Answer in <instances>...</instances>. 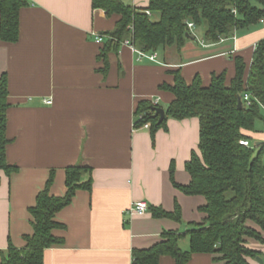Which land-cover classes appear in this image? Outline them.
<instances>
[{
    "label": "crops",
    "instance_id": "0c3cea01",
    "mask_svg": "<svg viewBox=\"0 0 264 264\" xmlns=\"http://www.w3.org/2000/svg\"><path fill=\"white\" fill-rule=\"evenodd\" d=\"M26 1L17 42L0 40V77L6 76L9 104L6 161L18 169L9 177L0 171V263L9 243L21 249L24 238L32 235L29 210L51 172L49 193L61 198L67 191L66 168L83 165L92 170V189L76 191L55 215L63 228L53 235L62 244L44 252L43 264H131L133 250L152 247L164 231L185 233L188 224L205 218L199 211L204 199L179 192L169 174L173 165L175 183H189L185 163L198 152V120L169 119L167 130H159L152 144L148 129L133 127L137 103L157 102L166 109L173 96L159 86L173 83L169 71L179 69L187 84L199 77L203 86L223 72L229 83L236 56L248 71L256 45L264 41V21L235 31L234 40L189 41L179 54L168 52L165 62L159 53L156 63L137 62L124 44L109 51L104 62L99 58L118 17L93 10L91 0ZM121 1L145 8L149 0ZM96 36L102 43H96ZM255 128L248 136L264 142L262 123ZM88 179L83 175L81 183ZM138 201L167 212L177 204L181 221L155 219L148 211L126 215ZM248 225L259 230L254 223ZM261 236L263 241L246 239V247L264 264V232ZM179 247L189 250L188 237ZM159 264L174 260L162 257ZM187 264L217 263L212 255L193 254Z\"/></svg>",
    "mask_w": 264,
    "mask_h": 264
},
{
    "label": "trees",
    "instance_id": "16d2710c",
    "mask_svg": "<svg viewBox=\"0 0 264 264\" xmlns=\"http://www.w3.org/2000/svg\"><path fill=\"white\" fill-rule=\"evenodd\" d=\"M26 0H0V40L16 43L19 36V14L27 6ZM93 10L100 9L107 17H118L114 29L107 34L99 59L105 62L109 51H118L128 41L139 51L159 53L165 62L167 53L179 54L187 42L196 41L187 25L193 23L203 29L201 39L216 44L221 39L234 37L237 30L246 29L264 21V0H149L145 8H133L121 0H91ZM149 13V15L147 14ZM233 59L235 74L226 82V74H213L210 83L203 86L199 77L187 84L180 70L169 71L171 85L162 84L159 90L169 92L173 100L162 109L151 101H140L134 112V129L148 125L152 144L159 130H167L169 119L182 121L196 118L199 122L198 152H192L185 163L189 175L187 185L174 181V167L169 169L172 186L185 196H200L205 203L199 211L205 215L201 223L188 224L185 233L164 231L159 240L148 249L133 250L131 264H159L162 257H170L174 264H187L193 254H209L217 264H250L258 253L246 247V239L263 241L264 232V142L257 147L247 133L256 131L260 121L264 129V41H260L252 55L247 71L243 59ZM104 71H106V64ZM250 95L249 105L242 100ZM8 89L5 75L0 77V171L6 176L17 172V167L6 161L9 140L7 130ZM241 101L242 107L238 108ZM164 111V120L158 124L155 109ZM248 141L249 147L240 145ZM92 170L75 165L65 170L66 194L53 197L49 190L53 182L51 172L44 189L38 193L35 206L29 210L32 217L31 236L24 238L21 249L8 244L0 264H43L44 252L62 240L53 231L63 226L55 215L68 206L76 191L92 189ZM89 175L81 183L83 175ZM155 219L181 221L179 206L173 212L149 207ZM254 223L259 230L248 225ZM188 237L189 250L179 247Z\"/></svg>",
    "mask_w": 264,
    "mask_h": 264
},
{
    "label": "built area",
    "instance_id": "2783aa9c",
    "mask_svg": "<svg viewBox=\"0 0 264 264\" xmlns=\"http://www.w3.org/2000/svg\"><path fill=\"white\" fill-rule=\"evenodd\" d=\"M147 14L149 15L148 12H147ZM187 28H188L189 32L193 36L196 37V35L194 33V31L196 29L195 25L193 23H189L187 25ZM231 39L234 40V37ZM95 41H96V43L100 44V43H102L103 40L101 37L96 36ZM223 41H224V39L220 40V42H223ZM123 44L126 46H129L131 48L132 52L137 56V62H141L142 60H147V61L153 62V63L157 62V54L156 53H149V54L143 53V52L139 51L137 48H135L133 45H131L128 41H125ZM242 100L247 105H249L250 95L248 93L243 94ZM153 103L157 104V102H153ZM45 104L50 105L51 101L50 100L45 101ZM143 128L147 129L148 125H144ZM240 145H242L244 147H249L250 143L248 141H240ZM148 208H149V206H148L146 201L134 202L130 205L128 210H126L125 214L128 215L129 217L141 216V215H144L148 211Z\"/></svg>",
    "mask_w": 264,
    "mask_h": 264
},
{
    "label": "water",
    "instance_id": "95a60500",
    "mask_svg": "<svg viewBox=\"0 0 264 264\" xmlns=\"http://www.w3.org/2000/svg\"><path fill=\"white\" fill-rule=\"evenodd\" d=\"M241 107H242V103H241V101H239L238 102V108L241 109ZM154 118H158V124H160L165 118L164 111L160 108L155 109ZM260 144H261V142H258V141L254 142L255 147L259 146ZM255 260L258 264H263L261 259L256 258Z\"/></svg>",
    "mask_w": 264,
    "mask_h": 264
},
{
    "label": "rangeland",
    "instance_id": "374dc122",
    "mask_svg": "<svg viewBox=\"0 0 264 264\" xmlns=\"http://www.w3.org/2000/svg\"><path fill=\"white\" fill-rule=\"evenodd\" d=\"M202 30L203 29H197L196 32H195L196 33L195 35H196V38H197L196 40H199L200 42L202 41L201 38H200L201 37ZM263 131H264V129H263Z\"/></svg>",
    "mask_w": 264,
    "mask_h": 264
}]
</instances>
